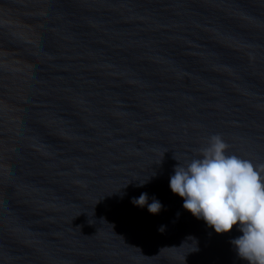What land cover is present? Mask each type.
Here are the masks:
<instances>
[{"label": "water", "instance_id": "water-1", "mask_svg": "<svg viewBox=\"0 0 264 264\" xmlns=\"http://www.w3.org/2000/svg\"><path fill=\"white\" fill-rule=\"evenodd\" d=\"M213 135L264 164V0H0V264H246L170 189Z\"/></svg>", "mask_w": 264, "mask_h": 264}, {"label": "clouds", "instance_id": "clouds-1", "mask_svg": "<svg viewBox=\"0 0 264 264\" xmlns=\"http://www.w3.org/2000/svg\"><path fill=\"white\" fill-rule=\"evenodd\" d=\"M228 147L220 135L211 136L199 150L201 158L174 168L170 189L183 199L186 211L203 219L216 234L238 227L242 235L231 244L239 258L246 264H264V164L227 155ZM132 203L147 206L153 215L162 208L155 198L148 203L146 193Z\"/></svg>", "mask_w": 264, "mask_h": 264}]
</instances>
